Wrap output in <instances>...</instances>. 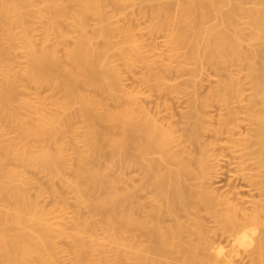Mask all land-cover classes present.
<instances>
[{
	"label": "bare ground",
	"instance_id": "bare-ground-1",
	"mask_svg": "<svg viewBox=\"0 0 264 264\" xmlns=\"http://www.w3.org/2000/svg\"><path fill=\"white\" fill-rule=\"evenodd\" d=\"M134 68L148 90L186 96L182 135L122 82ZM203 77L213 85L201 94ZM212 102L225 109L218 126ZM234 103L248 126L238 137ZM204 132L237 153L258 191L239 199L250 208L205 186L223 170ZM61 190L71 219L55 223L40 200L54 205ZM200 212L233 236L229 253ZM239 248L264 264V0H0V264H234Z\"/></svg>",
	"mask_w": 264,
	"mask_h": 264
},
{
	"label": "rangeland",
	"instance_id": "rangeland-1",
	"mask_svg": "<svg viewBox=\"0 0 264 264\" xmlns=\"http://www.w3.org/2000/svg\"><path fill=\"white\" fill-rule=\"evenodd\" d=\"M140 6L139 3L135 4L134 8H124L125 13H130L131 10L133 9L136 13L138 11V7ZM135 23L134 26L137 27L136 31L139 34V36H141V38L144 40L145 45H150V46H154L156 45V50L159 51L161 50V48L163 47V37L161 36V34L159 35H155V42L149 39V35L147 34L146 30H145V25H144V18L142 17H138V20L133 22ZM37 33H39L37 31ZM150 42V43H149ZM152 44V45H151ZM207 72H211L209 69L206 70ZM140 68H134L132 72L129 73H123L122 74V82L126 85V87L133 92H138L140 93L141 97L140 100H142L144 106L148 107V110H150L149 112L151 113L152 110V114H156V116L159 115L158 118H160L162 121L166 122V121H172L173 123H175V129L177 131H181V133H175L176 136L178 135H182L184 132L183 129H185L186 127H188L189 125L187 123H185L184 118L186 117L187 114V104H186V96H184L183 94H178L176 92H171L169 94H165L159 91H155V90H148V88L141 82L140 80ZM206 72V73H207ZM244 72V71H243ZM210 76H212V72L209 73ZM175 76L174 79L176 80H181L182 76L180 77V75L178 74H171L168 73V77L170 79H173L170 76ZM202 84L201 87H203L200 91L199 88V93L204 94L205 91H207V88L210 87L211 85H213L212 81L209 82L207 81L204 77L202 78ZM244 94H246L248 91V85L245 82L244 83ZM44 89V88H43ZM39 90V96L40 97H48V95H51L52 92H50L47 88H45L44 90ZM47 89V90H46ZM202 91H204L202 93ZM162 93V94H161ZM105 95H102L101 98L104 99ZM55 97H58L57 95H55ZM106 97V96H105ZM101 99V100H102ZM106 99V98H105ZM102 100L103 102L105 101ZM167 101L169 103V107H171L169 110L172 111L173 115L172 117H170L171 115H169L170 113L167 112L168 110L165 109L166 107L163 105L164 101ZM234 109L236 112V117H237V127L235 128V133H236V137L240 136L239 133H243L246 131L247 129V123L244 120V105L242 103H234ZM186 108V109H185ZM166 110V111H165ZM155 113H154V112ZM225 109L223 108V106H221L218 102H212L211 106L208 108V114L210 116H212V122L215 126H218V122L220 120V116L222 114H224ZM158 114V115H157ZM172 119V120H171ZM186 119V118H185ZM184 121V124L183 122ZM187 124V125H186ZM181 128V129H180ZM178 134V135H177ZM225 135H215L212 134L211 132H204L201 135V142L203 143H207L206 145L212 144L208 146V151L211 152L212 154H214L215 156L217 155L216 159H219L217 161H219L218 163H216V160H213L211 162V166L214 169V171L216 170L215 168H219L220 171V167H221V171L220 174L218 173L216 177H214V179L212 180V182H208L205 183V186L208 187L209 189H211L212 191H214L216 194L221 195L225 198H227L228 200L234 202H238L240 205L241 200L244 199V201L246 200H251L252 199H258V191L255 189H252L246 182V180L243 179V177L241 176V171L239 170V168L237 167V162H238V155L237 153L234 151H231V149L227 148L225 146ZM215 144V145H214ZM190 146L193 145H189L187 144L188 148H191ZM196 149H198L197 147L193 149V147L191 148V151H196ZM217 164V165H216ZM220 165V166H219ZM251 166L249 165L248 168H250ZM218 171V170H216ZM218 171V172H219ZM240 171V172H239ZM139 171L136 172L132 171L131 172V176L133 177V179L137 178L139 176ZM138 174V175H137ZM239 174V175H238ZM29 177H33V178H37L39 180H41V182L43 181V183H45V179L42 178V176L36 172H31L29 174ZM131 177V179H132ZM242 177V178H241ZM132 179V180H133ZM134 179V180H135ZM61 193L63 195L62 199H58L57 202L52 205L51 201L49 199V197L46 194H43L41 196V204L45 205L48 208H51V213H50V217L52 219L53 222L55 223H61V222H68L71 219V204H72V197L71 194L66 191V190H61ZM141 193V194H140ZM139 196L141 197H145L146 196V192H140ZM242 198V199H241ZM233 199V200H232ZM241 199V200H239ZM234 202V203H235ZM243 202V201H242ZM237 204V203H236ZM242 204V203H241ZM238 205V204H237ZM244 207L250 208L251 204H249L248 202H243L242 204ZM240 205V206H242ZM242 206V207H243ZM200 218L203 219V222L205 223V225H207L208 231H207V235L211 238L212 241V247H222L225 253H229V251L232 249V245H233V236H228L226 234H221L220 231H214L215 233H213L212 229L214 227V221L212 218H210L208 215H206L204 212H200ZM163 217L164 221H168L169 217L167 218ZM219 232V233H218ZM97 238L101 237V232L100 230L97 231L96 233ZM100 240V239H99ZM58 250L61 253V258L67 262L70 258V255L64 251L63 246L61 243L58 244ZM207 255L214 257V250L213 248L207 250L205 252ZM182 258L179 254H174L172 261L176 262L178 264L182 263ZM233 262L234 264H254L250 254H249V249H244V248H239L238 249V253L236 256H233Z\"/></svg>",
	"mask_w": 264,
	"mask_h": 264
}]
</instances>
